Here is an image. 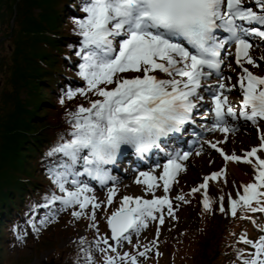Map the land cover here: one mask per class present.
<instances>
[{"label":"snow or ice","instance_id":"1","mask_svg":"<svg viewBox=\"0 0 264 264\" xmlns=\"http://www.w3.org/2000/svg\"><path fill=\"white\" fill-rule=\"evenodd\" d=\"M253 2L259 11L247 0H86L82 8L85 17L74 23L76 34L82 38L76 52L82 61L78 75L87 86L69 89L65 98L71 100L77 95L87 98L91 93L97 99H90L88 107L80 105L68 113L71 138L48 153L66 158L49 169L62 195L53 193L42 207L51 208L57 202L60 211L78 206L79 210L72 212L77 219L91 208L90 219L95 222L96 210L102 205L95 195H90L93 188L82 184L79 177L86 174L101 186L115 180L106 165L115 164L122 146H130L140 155L153 147L160 148L161 137L179 132L183 125L192 122L194 110L203 106L202 90L211 96L215 116L210 131H235L229 126V118H243L253 125L264 121V76L245 66L259 67L250 55L251 40L253 37L264 40V0ZM228 45L235 46V64L242 69L237 84L231 86L223 81L232 77H224L222 73L225 63L222 53L232 55L226 48ZM160 73L167 78H160ZM213 77L218 81L215 87L207 83ZM237 85L242 94L239 110L227 95ZM60 103H64V98ZM260 140V145L243 157L228 155L216 144L211 145L226 161L242 162L254 169L255 182L244 185L242 194L230 200L233 217L244 210L264 213V134ZM166 155L167 163L157 165L162 167V175L141 172L143 179L136 181L144 184L154 198L124 196L121 207L108 218L115 246L107 237L95 242L99 251L116 253L106 255L105 264H138L137 256L121 255L118 248L123 242L131 244L132 234H139L150 220L158 219L163 225L165 207L168 215H174L169 197H156L155 190L162 187L164 193L170 191L175 177L186 170L180 161L187 160L189 153ZM77 165L82 167V172L77 170ZM225 174L226 170L215 172L192 189L193 193L204 189L205 210H210L213 203L207 192L208 182ZM115 195L116 190L109 189V205ZM176 199L184 201L185 197L180 195ZM223 199L220 197L221 212L226 211ZM47 222L46 217L40 224ZM92 227H96L95 223ZM33 230L39 231L35 224ZM240 242L253 249L250 253L240 251L241 264H264V234L255 241L244 235ZM148 251L145 246L138 255L143 257ZM85 258L86 264H94L91 251L85 250Z\"/></svg>","mask_w":264,"mask_h":264},{"label":"rangeland","instance_id":"2","mask_svg":"<svg viewBox=\"0 0 264 264\" xmlns=\"http://www.w3.org/2000/svg\"><path fill=\"white\" fill-rule=\"evenodd\" d=\"M250 2H253V0H249ZM46 7L47 2L45 0H0V127L4 119L3 116H6V113L13 109L15 99L20 97V99L24 100L28 96L27 84L23 81L22 75H19L20 73L16 76L14 75L15 68H29L31 66V61L26 59L30 60L31 53L28 50L32 47L29 44L35 37V31L32 32V29L35 21L43 19V23H45V16L48 13ZM85 15V13L82 14L83 17ZM66 19L64 18L59 23L57 29L59 33H67L66 31L72 27L69 20ZM21 42H23V47L18 55L15 49L17 48V43L20 44ZM18 47L20 48V45ZM252 54L256 56V62L259 64V67L252 66L254 73L264 76V60L260 59L264 57V42L257 40ZM22 57H26V59ZM247 66L251 68V65ZM32 68L34 69V66ZM229 76L232 79L223 82L228 86L237 84L238 77L234 78L236 75L233 72L225 77ZM45 91L51 93L50 98L43 94V97L50 99L51 106L50 104L47 106L42 105L39 110L40 114L46 117L47 113L56 119L59 115L58 110H60L59 117H61L62 121L67 122L68 127L70 124L68 113L77 110L79 105L77 106L76 104L78 102L70 103L66 108H63L65 103L61 104L59 102L60 97H58L56 91L50 89ZM230 94L231 96H229ZM238 94L242 95L238 90V85L237 89L227 93L229 102L234 107L240 105V103H236L237 100H242ZM94 99H97V97L92 96L91 100ZM205 99L210 103V97H205ZM79 104L85 107L90 106L89 103ZM44 119H41V121H45ZM207 126L209 129L213 128L210 125ZM32 128L36 129L37 127L32 125ZM234 128L236 130L229 133L219 130L209 131L207 133L209 134L208 138L213 140L215 138L221 139L220 145L224 148L226 154H235L241 157L252 148L260 145V135L264 134V121H261L259 125L246 122ZM71 129V127L67 128V130ZM199 147L200 145L197 147L198 150L187 161H182L186 170L181 171V179L175 180L167 193L171 196L174 216L170 217L169 222L166 221L163 225L159 223L158 219L154 220L158 222V227H156L154 233L144 237L142 231L151 226L152 220H150L148 226L143 228L139 234H132L131 244L122 243V246L117 250L121 255L130 253L137 256L138 264H205V262L201 263V261L209 262V255L205 256V254L209 251L216 235L220 232L219 229L214 232L213 230L222 222L221 217H223L224 222L227 220L228 225L224 234L222 233L223 237L221 238L220 236L218 241L223 250L222 256L221 254L218 256V259L221 258V260H218V264H228L226 260L222 261V257L228 251V248H236V260L241 250L253 251L251 246L238 241L244 235L248 239H258L257 234L260 231L251 228L250 220L246 222L242 215L249 217L260 215L264 219V213L244 210L238 211L240 216L233 217L230 214V200L238 198V193L242 194L244 185L255 182L253 167L242 162L226 161L223 155L211 151L208 147L202 149H199ZM134 151L136 150L129 148L128 153H130V156L124 159L125 167L121 165L118 170L111 169L112 175L117 176L116 182L113 180L114 183L109 182L103 188L92 187L93 192L90 195H95L97 202L102 205L100 209L96 210L97 218L95 222L90 219L91 208L87 210L88 214L81 219H77L72 215V212L78 211V206L60 211L61 205L57 202L51 208H36L38 210H34L33 213L31 212L28 215L27 220L29 219V221L27 223L23 222L15 225L16 227L13 226V229H11L12 225L8 228V226L2 224L0 231V235L2 234L0 236V264H77L78 256L81 253L85 256V250L91 251L94 264H105L106 255L115 256L116 253H103L95 246V242L101 237L109 238V243L115 246V241L111 240L108 218L121 207L124 196L145 199L154 198L152 193L146 191L144 184H138L136 181L137 179H143V177H140V173L143 169L151 168L150 165L153 166L155 161L151 160L147 165L136 163L132 157ZM145 156L146 153L141 158ZM220 158L222 160H219ZM222 170H226L225 175L218 180L208 182L207 192L213 203L210 210H205L203 205L204 189L196 193H193L192 189L198 188L204 183L205 177ZM80 171L82 172L83 169ZM162 171L163 169L151 168L148 172H152L154 175L157 172L160 176ZM36 176H38V180ZM34 177L36 179H33L39 183L38 189L47 190L49 196L53 193L62 195L57 185L53 182L49 171L45 175L43 174V169H37L34 172ZM158 182L162 184V181ZM83 184L87 183L83 182ZM68 187L74 190L71 185H68ZM109 189L116 190V195L111 205L107 203ZM35 191L36 189L30 192L33 194ZM162 194H166L162 187L155 190L156 197H162L160 196ZM180 195H183L185 200H179L176 203L178 201L176 197ZM220 197L224 198L222 203L226 210L225 212L220 211ZM165 213H168L166 207L163 212L164 221ZM157 215L159 214L157 213ZM46 217L48 222L43 225L40 224V221ZM101 219H103L104 223L101 222ZM254 222L263 227L264 223L260 219ZM93 223H95L96 227H92ZM33 224L39 229L38 232L33 230ZM82 240L84 243L81 242ZM145 246L149 248V251L145 256L140 257L138 253L144 251ZM101 247L107 246L101 244ZM76 254L78 255L76 256ZM230 264L239 263L237 260L236 263L232 262Z\"/></svg>","mask_w":264,"mask_h":264},{"label":"trees","instance_id":"3","mask_svg":"<svg viewBox=\"0 0 264 264\" xmlns=\"http://www.w3.org/2000/svg\"><path fill=\"white\" fill-rule=\"evenodd\" d=\"M45 1L48 13L45 16V23H43V19L34 22L32 32L35 31V37L29 44L32 48L28 50L31 53L30 60L22 57L31 61V66L15 68L14 75L20 73L19 75H22L23 81L27 84L28 96L24 100L20 97L15 99L13 109L3 116L4 119L0 127V231L2 224L10 228L12 224L9 222L14 219L23 223L22 219L26 218L25 211L29 210L33 203L39 204L44 201L43 192L45 190L37 188L39 183L33 179L35 178L34 172L40 168L47 169L61 161L59 154L50 156L48 153L49 150L57 147L58 140L70 133L66 129L67 122L62 121L59 117L60 110H58L59 115L56 119L47 113L46 117H43L39 110L42 105L50 104L51 106L50 99H48L51 93L45 90L66 92L69 84L73 81L74 73L69 67V63L75 59L73 50L78 44L79 36L76 35L73 26L69 28L70 32L66 29L67 33H59L57 29L59 23L73 12L69 5H74L73 13H76L83 0ZM20 35L23 37L22 34ZM16 47L15 52L19 55L23 42L17 43ZM43 94L48 98L43 97ZM88 98L77 96L72 100L65 101L66 105L64 104L63 108L73 102L87 101ZM41 119L45 121H41ZM32 125L37 128H32ZM35 189L36 191L32 194L30 191ZM33 197L35 198L32 199ZM221 218L222 222L219 221L220 223L213 230L214 232L219 229L220 232L205 254V256L209 255V262L202 260L201 263L218 264V260H221V258L218 259V256L220 254L222 256L223 250L218 241L220 236L223 237L222 233L224 234L228 225L227 220L224 222L223 217ZM227 250L222 261L226 260L228 264L236 263V248ZM71 259L73 260L72 257ZM77 264H86V258L82 253L78 256Z\"/></svg>","mask_w":264,"mask_h":264},{"label":"bare ground","instance_id":"4","mask_svg":"<svg viewBox=\"0 0 264 264\" xmlns=\"http://www.w3.org/2000/svg\"><path fill=\"white\" fill-rule=\"evenodd\" d=\"M72 187V186H71Z\"/></svg>","mask_w":264,"mask_h":264}]
</instances>
